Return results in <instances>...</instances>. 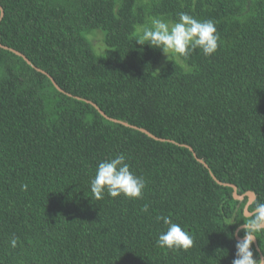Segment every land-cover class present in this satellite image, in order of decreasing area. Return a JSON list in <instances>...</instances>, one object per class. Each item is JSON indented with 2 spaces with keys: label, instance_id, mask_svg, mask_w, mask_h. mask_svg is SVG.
I'll return each mask as SVG.
<instances>
[{
  "label": "trees",
  "instance_id": "1",
  "mask_svg": "<svg viewBox=\"0 0 264 264\" xmlns=\"http://www.w3.org/2000/svg\"><path fill=\"white\" fill-rule=\"evenodd\" d=\"M0 6V264H232L249 198L219 182L253 192L249 212L264 202V0ZM180 12L214 22L213 56L182 64L135 42L151 17ZM121 153L143 197L94 199L98 163ZM157 216L193 246L158 247Z\"/></svg>",
  "mask_w": 264,
  "mask_h": 264
},
{
  "label": "clouds",
  "instance_id": "2",
  "mask_svg": "<svg viewBox=\"0 0 264 264\" xmlns=\"http://www.w3.org/2000/svg\"><path fill=\"white\" fill-rule=\"evenodd\" d=\"M136 33V43L159 49L168 59L172 56L182 64H186L197 49L210 58L217 52L220 43V36L213 21L199 20L186 12H180L175 21L151 17L149 24L136 28ZM146 186V179L131 170L123 153L99 162L90 181V191L96 200L103 199L105 194L111 198L123 196L126 199L139 200L143 197ZM26 187L22 185V189ZM140 212L147 213L148 205L145 204ZM156 220L163 221L166 226V230L158 235V247L187 251L193 246L190 232L185 231L180 224L167 216H157ZM227 223L234 224L232 221ZM242 228L244 236L236 243L232 264H264V257L254 258L252 250L254 242L259 240L258 234L264 233V202L255 204ZM10 244L16 247L17 239L13 237Z\"/></svg>",
  "mask_w": 264,
  "mask_h": 264
},
{
  "label": "water",
  "instance_id": "3",
  "mask_svg": "<svg viewBox=\"0 0 264 264\" xmlns=\"http://www.w3.org/2000/svg\"><path fill=\"white\" fill-rule=\"evenodd\" d=\"M0 9H1V17H0V21H1V20L3 19V17H4V11H3V9L1 8V6H0ZM0 47H1V48H4V49H9L8 47L2 45L1 43H0ZM11 50H12V49H11ZM12 51H13L14 53H16V54L22 56V57H23V58H24V59L30 64V61H29V60H28L23 54H21V53L15 51V50H12ZM51 80L53 81V83H54V85L56 86V88H58L59 91L63 92V90L57 85V83H56L52 78H51ZM95 107H96V108L100 111V113H101L104 117H106L107 119H109V120H111V121H113V122H119L118 120L108 118V116H107L103 111H101L96 105H95ZM123 124H124L125 126H129V124H127V123H123ZM134 128L139 129V128H137V127H134ZM139 130H141L142 132L146 133L147 135H149V136L152 137L153 139H156V140H159V141H165V140H163V139H159V138H157L156 136L152 135L150 132H148V131L145 130V129H139ZM190 150L192 151L191 148H190ZM199 162L203 163L206 167H208V166H207L202 160H199ZM215 179H216V178H215ZM219 183H220L221 185H224V186H230V187H233L234 190H235V192H234V196H235L236 199H238V200H243L246 196L249 198V202H248V204H247V206H246V208H245V214H246V216L248 217V215L250 214V212H249V207L253 204V202H254L255 199H256L255 194H254L253 192H248V193L244 194L243 196H240V195L237 194V187H236V186H233V185H230V184H223V183H221V182H219ZM237 239H238V240H241L242 238H240V237L237 236ZM254 243L257 244V241H255Z\"/></svg>",
  "mask_w": 264,
  "mask_h": 264
}]
</instances>
